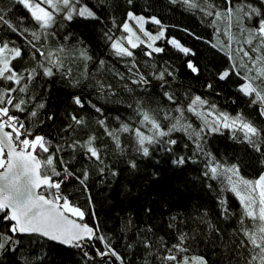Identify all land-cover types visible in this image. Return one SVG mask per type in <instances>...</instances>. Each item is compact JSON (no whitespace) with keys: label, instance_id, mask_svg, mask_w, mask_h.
Listing matches in <instances>:
<instances>
[{"label":"trees","instance_id":"1","mask_svg":"<svg viewBox=\"0 0 264 264\" xmlns=\"http://www.w3.org/2000/svg\"><path fill=\"white\" fill-rule=\"evenodd\" d=\"M212 2L218 11L226 7L225 0H212ZM241 2L242 0H233L237 5ZM82 3L97 11L101 21L74 18L72 22H67L61 21L58 16L54 28L47 32L40 30L41 40L33 42L45 53H57V50L63 46L66 51L58 55L63 60L64 66L59 70L54 68L56 75L51 78L39 75L29 81L26 94L19 92L13 94L28 100L26 107L30 111H37L35 118L28 115L23 117L25 124L44 134L54 145L60 146L63 150L59 155L65 160L70 158L68 154L72 152V149L67 147L69 143L75 140L83 142L93 135L97 138L96 144L101 148L102 153H107L103 175L98 171L100 165L92 160H82L77 154L71 166L78 170L77 174L85 169L88 171L86 191L74 179H69L62 185V190L72 192L70 199L85 211L84 222L90 226L94 223L90 213L95 212L100 232L109 236L122 253H128L129 264H146V261L147 264H160L155 257L165 254L164 245L176 244L180 234L186 237L185 247L188 251L177 253L173 249L167 254L188 258L203 257L208 264H238L232 246L243 237L233 230L238 227V219L243 208L234 194L223 191L217 181H209L202 176L205 156L197 153L192 141L183 134H174L173 138L177 139V144L173 146L172 154L161 148L148 158L134 152L116 153L111 141L96 123L97 114L87 103L91 101L98 106L105 105L104 111L109 116L110 126L114 127L117 122L112 120V117L120 115L123 119L129 117L131 112L110 103L111 100L132 102L130 97L140 98L143 88H148L149 93L155 97L160 106L167 108L169 105L161 93L174 90L178 96L183 97L184 104L189 97L201 95L209 101V104L216 105L217 112H226L232 117L240 113L258 129L264 130V116H261L258 110L259 105L249 104L248 99L235 90V85L231 90H221L219 95L213 94L203 87L204 82L211 79L210 73L197 78L186 68L188 60L211 68L213 71L228 66L230 50L227 47L221 49L219 46L220 41L228 40L227 22L219 20L211 24L209 21L213 18L199 11L187 9L183 4H173L171 0H133L131 6L127 4V0H99V2L82 0ZM243 3L261 7V0H243ZM0 8L12 10L9 15L13 17V22L16 16H27L26 11L14 0H0ZM128 11H133L146 19L155 17L161 21V25L167 31L166 39L158 43L164 49L163 52L148 57L144 53L149 49L146 45H140L136 49H131L134 57L115 55L110 47L111 41L106 40L103 33L110 30L109 34L114 39L124 38L126 32L122 30L121 25L127 21ZM253 26L252 21L245 24V27ZM22 27L29 29L25 37H18L10 32L6 34L4 29H0V40L8 42L10 47L16 46L22 49V58L13 61V65L16 71L27 76L26 69L37 68V71H41L38 62L46 66L51 65L38 55L33 58L32 54L35 50L27 43V40L31 39V31L36 30V25L25 19ZM148 27L154 30L157 25L149 22ZM231 32L233 35L231 52L233 58L239 60L235 50L239 47L247 50L250 47L242 43L247 38V34L241 35L237 31L235 21ZM65 36H68V39H64ZM77 38L83 41V44L77 45ZM170 39L177 40L183 47L191 49L195 55H184L167 42ZM254 43L258 44L257 41ZM213 44L217 47L213 48ZM84 45L87 46L88 55L92 57L91 61H84L76 50L77 47L82 48ZM253 55L257 54L253 53ZM100 60L105 62L103 67L98 63ZM244 62L251 65V61L247 58ZM69 68L70 76L67 75ZM237 70L247 74L244 68ZM161 71L172 72L175 76L174 80L169 81L170 86L163 89L157 87L161 81L156 79ZM140 75L148 78L151 84L137 86L133 83ZM94 78L110 83L116 95L108 98L98 95L92 86ZM77 80L79 84L75 83ZM3 83L7 87L8 82ZM125 85L133 89V92L125 91ZM230 91L234 95H230ZM77 95L85 102L83 108L72 100V97ZM232 100H236V103H231ZM40 103L45 104L43 109L37 107ZM115 107H120V111H109ZM151 107H156V104L153 103ZM207 110L206 108L205 111ZM11 111L15 113V109ZM73 116L83 118L85 123L77 125L72 120ZM212 119V116L208 117L209 122ZM189 122L197 128L203 126L202 121L195 117L189 116ZM69 125L72 127L69 128ZM125 139L126 137L122 135V141ZM202 143L205 151L211 152L218 160L228 164L239 162L240 174L246 179L255 180L264 171V162L259 154L250 151L238 140H233L228 130H223V134H210L206 136V142L202 141ZM185 144L188 145L187 148L184 147ZM133 155L136 156L138 164L136 170L128 169L123 163ZM180 155L192 156L194 162L179 167L172 164L171 161ZM111 171H116L118 175L113 177ZM208 184H212V188L207 187ZM221 199L226 201L223 206L219 203ZM223 207L229 210L230 216L222 214ZM144 238L155 245L150 251H146L139 243ZM15 239L21 241L18 246L20 252L0 257L5 264H10L16 259L24 264L23 257L33 254H44V264H78L80 260L76 250L56 245L42 237L17 236ZM128 243L133 244L131 250L125 248ZM33 264L39 262L33 260Z\"/></svg>","mask_w":264,"mask_h":264},{"label":"snow or ice","instance_id":"2","mask_svg":"<svg viewBox=\"0 0 264 264\" xmlns=\"http://www.w3.org/2000/svg\"><path fill=\"white\" fill-rule=\"evenodd\" d=\"M14 2L26 11L27 16H16L13 22V17L9 15L12 10L0 8V29H4L6 34L10 32L18 37H25L29 29L22 27L24 20L28 19L30 23H34L36 30L31 31V39L27 40V43L35 50L32 54L33 58L38 55L51 66L38 62L41 71H37V68L26 69L27 76H25L24 73L16 71L13 65V61L22 58V49L16 46L10 47L8 42L0 40V257L20 252L18 246L21 241L15 237L37 235L76 250L80 256L78 264H129L128 253H122L109 236L100 232L95 212L90 213L94 222L90 226L84 222L85 211L70 199L72 192L62 190V185L69 179H74L86 191L88 171L85 169L77 174L78 170L71 166L77 154L82 160L96 162L100 165L99 173L104 174L107 153H102L101 148L96 144L97 138L93 135L83 142L75 140L69 143L67 147L72 149V152L68 154L70 158L65 160L59 155L63 150L60 146L54 145L44 134L25 124L23 117L28 115L35 118L37 111H30L26 107L28 100L13 95L17 92L26 94L29 81L39 75L51 78L56 75L54 68L59 70L64 66L63 60L58 55L66 51L63 46L57 50V53H45L37 48L33 41L41 40L40 30L47 32L54 28L58 16L61 21L67 22H72L74 18L100 22L101 16L93 8L82 3V0H14ZM171 3L183 4L187 9L199 11L213 18L209 21L211 24L219 20L227 22L228 40L220 41L219 46L221 49L227 47L230 50L228 66L213 71L211 68L188 60L186 68L197 78L210 73L211 79L206 80L203 87L213 94L219 95L221 90H231L235 85V90L247 98L249 104L259 105L258 110L261 116H264V0H261V7H254L251 3L245 4L243 0L239 5L234 4L233 0H225L226 7L221 11L217 10L212 0H171ZM127 4L131 6L133 0H127ZM126 17L139 25L143 36L147 37V42L142 40L127 22H124L121 28L130 36L114 39L109 34L110 30L103 33L104 38L111 41L110 47L116 56L134 57V52L130 49H136L140 45H146L149 49L144 53L148 57L164 51L161 47H154L156 41L165 37L159 19L149 17L146 21L145 17L137 16L133 11H128ZM233 21L241 35L247 34V38L242 43L250 46L247 50L244 47L235 50L239 60L233 58L231 52ZM249 21L254 24L251 28L245 27ZM145 22L161 25V30L153 35L144 29ZM70 35L69 33L68 36ZM68 36L64 39H68ZM123 40H126L130 47H126ZM167 42L186 56L195 55L191 49L183 47L175 39ZM81 44L83 41L77 38V45ZM212 47L216 48L217 45L213 44ZM76 50L84 61L92 60L86 45L82 48L77 47ZM245 58L251 61V65L244 62ZM98 63L103 67L105 62L100 60ZM239 68L246 69L247 74L238 71ZM67 75H71L70 68L67 70ZM156 79L161 81L157 87L163 89L170 86L169 81L174 80L175 76L172 72L161 71ZM5 81L8 82L7 87L4 86ZM75 83L79 84V81ZM133 83L142 86L150 85L151 81L140 75ZM92 86L103 98L116 95L112 85L102 79L94 78ZM125 91L132 93L133 89L125 85ZM229 94L234 95L231 91ZM161 95L169 107L160 106L155 97L149 93L148 88H143L140 98L130 97L132 102L111 100L110 103L131 112L129 117L123 119L120 115L112 117L111 119L117 122L114 127L110 126L109 116L104 111L105 105L98 106L91 101L87 103L97 114L96 123L103 129L116 153L134 152L148 158L161 148L172 154L173 146L177 144V139L173 138L174 134H183L192 141L197 153L205 156L202 176L206 180L217 181L223 191L234 194L243 208L238 219V227L233 230L243 237L232 246L238 264H264V171L255 180L246 179L240 174L239 162L228 164L218 160L211 152L205 151L202 143V141L206 142V136L223 134V130H228L233 140H238L250 151L259 154L264 162V130L258 129L240 113L232 117L226 112H217L216 105L209 104V101L201 95L189 97L186 104L182 103L183 97L178 96L174 90L163 91ZM72 100L77 106L84 107L85 102L80 96H73ZM153 103L156 107H151ZM231 103H236V100H232ZM37 107L43 109L45 104L40 103ZM120 107L111 108L109 111L119 112ZM11 109H15V113ZM189 116L201 120L203 126L194 127L189 122ZM209 116L213 117L211 122L208 120ZM72 120L77 125L85 123L83 118L77 116H73ZM71 127L69 125V128ZM122 135L126 137L123 141ZM184 147L187 148L188 145L185 144ZM189 162H194L192 156L180 155L171 161L178 167ZM123 163L130 170L138 168L135 155L124 160ZM111 175L115 177L118 173L111 171ZM207 187L212 188V184H208ZM88 199L90 202L91 197L89 196ZM219 203L223 206L226 201L221 199ZM222 214L231 215L226 207L222 208ZM209 227L211 228V225ZM185 241V235L180 234L176 244L164 245L165 254L155 258L160 264H208L203 257L188 258L167 254L173 249L177 253L187 252ZM139 243L146 251H150L155 246L147 238L140 240ZM125 248L131 250L133 244L128 243ZM23 260L24 264H33V260L44 264L45 256L33 254L24 256ZM0 264H5V261L0 259ZM10 264H21V261L16 259Z\"/></svg>","mask_w":264,"mask_h":264},{"label":"rangeland","instance_id":"3","mask_svg":"<svg viewBox=\"0 0 264 264\" xmlns=\"http://www.w3.org/2000/svg\"><path fill=\"white\" fill-rule=\"evenodd\" d=\"M137 16H142V15H137ZM144 17V16H143ZM127 21V23L129 24V26L133 29V31L142 39V40H145L146 42H147V37H145V36H143V33L140 31V29H139V25H137L136 24V22L135 21H133V20H128V19H126ZM145 20L147 21V19L145 18ZM148 23L149 22H145L144 23V29L145 30H147L148 32H150V33H152L153 35H156V34H158L159 33V31L161 30V26H159V25H157V24H155V23H152V24H154V25H157V27H155V29L154 30H152V29H150L149 27H148ZM163 30H164V32H165V37L163 38V39H166V33H167V31H166V29H165V27H163ZM128 36H130V34L129 33H126V36L125 37H128ZM124 37V38H125ZM133 39L135 40V37H133ZM162 40V39H161ZM161 40H159V41H161ZM159 41H156L155 42V44H154V47H160V45L158 44L159 43ZM122 42H124L125 43V46L126 47H130L128 44H127V42H126V40H123ZM131 50V49H130Z\"/></svg>","mask_w":264,"mask_h":264},{"label":"water","instance_id":"4","mask_svg":"<svg viewBox=\"0 0 264 264\" xmlns=\"http://www.w3.org/2000/svg\"><path fill=\"white\" fill-rule=\"evenodd\" d=\"M41 191H42V189H41ZM25 236L27 237L28 235H25ZM32 236H37V235H32ZM38 237H40V236H38ZM42 238H44V237H42ZM44 239H46V238H44ZM46 240L49 241L48 239H46ZM49 242L54 243V244L59 245V246H62V247H65V248H69V247H67V246L60 245V244H58L57 242H52V241H49Z\"/></svg>","mask_w":264,"mask_h":264}]
</instances>
